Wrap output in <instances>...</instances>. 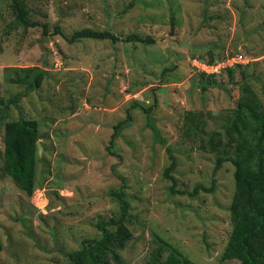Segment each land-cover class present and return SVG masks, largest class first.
I'll return each instance as SVG.
<instances>
[{
	"label": "rangeland",
	"instance_id": "1",
	"mask_svg": "<svg viewBox=\"0 0 264 264\" xmlns=\"http://www.w3.org/2000/svg\"><path fill=\"white\" fill-rule=\"evenodd\" d=\"M17 3L35 26L13 28V0H0V103L21 94L7 121L35 118L42 150L28 197L2 177L0 120V264H71L68 253L100 236L95 224L118 216L113 191L124 195L133 224L118 263L109 264H146L154 234L196 264H218L234 168L226 162L214 173L215 156L200 145L214 134L225 140L244 95L241 71L264 106V0ZM82 29L120 40L71 41ZM129 35L153 41L126 42ZM238 54L248 65L232 77L192 65L195 57L218 62ZM34 67L44 74L39 88L10 82ZM167 148L176 163L173 194L164 177Z\"/></svg>",
	"mask_w": 264,
	"mask_h": 264
},
{
	"label": "trees",
	"instance_id": "2",
	"mask_svg": "<svg viewBox=\"0 0 264 264\" xmlns=\"http://www.w3.org/2000/svg\"><path fill=\"white\" fill-rule=\"evenodd\" d=\"M12 10L13 28L35 26V23L30 22L27 14L18 6L17 0H13ZM43 28V32L46 33V26L43 25ZM55 30L57 31L58 28ZM82 39L111 43L120 40L111 32L92 29H82L71 36V41ZM125 41L151 44L153 40L150 37L129 35ZM194 59L208 64L215 61L212 59L205 61L201 57ZM247 65L248 63L235 64L224 71L232 77L236 68H245ZM241 74L243 82L240 87L244 95L235 101V111L225 128V140L214 134L200 145L201 150L214 154V173L226 162L234 168V191L228 208L230 231L218 264H224L232 259L239 260V264H264V106L259 103L251 89L246 72L241 71ZM43 78V72L34 67L10 82L25 86L27 91H33L40 87ZM207 85L201 83L203 87ZM20 96L21 94H18L11 98L9 103L16 105ZM9 103H0V120H5L2 177H8L26 196L30 197L36 189L37 164L41 161L36 148V143L41 139L39 123L35 118L22 116L7 121L6 111L9 109ZM194 119L191 118L192 121ZM122 124L114 126V129L119 130ZM167 154L170 165L165 169L164 177L171 182L169 192L173 194L177 191H174L175 182L170 174L174 172L176 163L169 148ZM212 190V188L204 189L207 192ZM196 192L197 188L194 194ZM109 196L116 197L119 202L118 216L100 219L95 224L100 236L82 241L80 249L68 253L67 257L71 264H109L110 260L118 263V251L131 240L132 233L129 227L133 224V219L128 211L129 205L121 192L113 191ZM154 237L156 247L150 253L146 264H196L168 241L156 234Z\"/></svg>",
	"mask_w": 264,
	"mask_h": 264
},
{
	"label": "built area",
	"instance_id": "3",
	"mask_svg": "<svg viewBox=\"0 0 264 264\" xmlns=\"http://www.w3.org/2000/svg\"><path fill=\"white\" fill-rule=\"evenodd\" d=\"M192 65L198 69V71L207 73V74H218L224 68L231 67L235 64H246L247 59L243 57L241 54L232 56L228 59H225L217 64L208 65L204 62H199L197 60H193Z\"/></svg>",
	"mask_w": 264,
	"mask_h": 264
},
{
	"label": "clouds",
	"instance_id": "4",
	"mask_svg": "<svg viewBox=\"0 0 264 264\" xmlns=\"http://www.w3.org/2000/svg\"><path fill=\"white\" fill-rule=\"evenodd\" d=\"M228 59V58H227ZM193 60H197V59H193ZM192 60V61H193ZM225 60V59H224ZM198 61V60H197ZM223 61V60H222ZM199 62H201V61H199ZM202 62H204V61H202ZM218 62H221V61H218ZM218 62H213V63H211V64H208V63H206V62H204V63H206V64H208V65H212V64H217ZM195 68V67H194ZM227 68H229V67H227ZM226 68H224V69H222L221 71H220V73L222 72V71H224ZM203 74H205L206 76H217L218 74H220V73H218V74H207V73H204V72H202Z\"/></svg>",
	"mask_w": 264,
	"mask_h": 264
},
{
	"label": "water",
	"instance_id": "5",
	"mask_svg": "<svg viewBox=\"0 0 264 264\" xmlns=\"http://www.w3.org/2000/svg\"><path fill=\"white\" fill-rule=\"evenodd\" d=\"M36 148H37L38 157H40L41 156L42 147H41L39 142L36 143Z\"/></svg>",
	"mask_w": 264,
	"mask_h": 264
}]
</instances>
